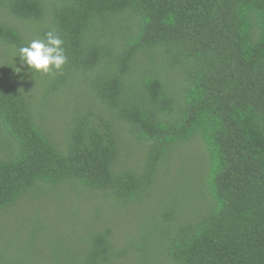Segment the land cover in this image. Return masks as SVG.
Wrapping results in <instances>:
<instances>
[{"label": "trees", "instance_id": "16d2710c", "mask_svg": "<svg viewBox=\"0 0 264 264\" xmlns=\"http://www.w3.org/2000/svg\"><path fill=\"white\" fill-rule=\"evenodd\" d=\"M50 28L67 62L32 75ZM23 225L76 264H264V0H0L1 258Z\"/></svg>", "mask_w": 264, "mask_h": 264}, {"label": "rangeland", "instance_id": "374dc122", "mask_svg": "<svg viewBox=\"0 0 264 264\" xmlns=\"http://www.w3.org/2000/svg\"><path fill=\"white\" fill-rule=\"evenodd\" d=\"M179 164H180V160L176 159L174 161V166H172L171 170H175L179 166ZM177 174H178V171H169V174L166 179V184H165L167 186V190H166L167 192L171 190L173 183L175 179L177 178ZM185 176H186V173L182 171V176L181 178L177 179V183L180 180H182V177H185ZM201 176H203V173L201 174ZM190 184H192L190 189L189 190L188 188L185 189L186 191H188L187 193L185 191H182V193H185L187 195L186 196L187 199L184 202L185 206L187 207L194 206L196 210L206 211L207 208H209L211 205V200L207 196V192L205 193L204 188H198V186H202L199 180H193L192 182H190ZM76 197H78V195H76L75 198L72 197V199L73 201H75L74 202L75 207L79 209V211L77 212L78 217H81L87 220V222L91 221L93 212H92V208H89L90 206H88V201L84 199L83 201L79 203L76 201ZM94 201L95 200L92 198L91 203H93ZM190 201H192V203H190ZM107 208L108 207L103 208L102 211L107 210ZM85 211H88L87 214H85ZM49 212H50L49 219H55L53 218L54 214H52L55 211L51 209ZM55 221L56 220H54V222ZM61 221L62 220L59 219L55 223L61 224ZM29 226L23 225L18 228H14L13 226L12 229H7L9 233V235L7 234V236L9 238V242L12 244L9 248V251L3 254V257L7 260L0 257L1 260H5V261L10 260L16 263L23 262L20 264H76L77 261H80L82 259V252L85 247L80 242H78V240H74V241H70L69 239L67 240L70 250L74 251L71 254L64 252L61 247L56 253L50 254L49 251L47 250V247L45 246V243L44 242L40 243V241H37V240H36V246H35V248L37 247L36 250L34 251L31 250L30 252L28 251L22 252L20 250L21 244L24 241H26L27 238H28V241H30L31 245L33 246L34 234H31L29 231H26V230L31 229L30 228L31 226L30 227ZM124 229L126 230V228ZM115 232L117 234L120 233L122 237L124 236L123 231L119 232L115 230ZM6 240L7 238L6 239L5 237L2 238V242ZM62 244L66 245V243H62Z\"/></svg>", "mask_w": 264, "mask_h": 264}, {"label": "clouds", "instance_id": "9594fccd", "mask_svg": "<svg viewBox=\"0 0 264 264\" xmlns=\"http://www.w3.org/2000/svg\"><path fill=\"white\" fill-rule=\"evenodd\" d=\"M64 41L56 28H50L43 38H36L19 48L14 55L20 64L32 75L47 76L62 71L67 62ZM14 65V64H13ZM22 68L14 65V72L21 73Z\"/></svg>", "mask_w": 264, "mask_h": 264}]
</instances>
